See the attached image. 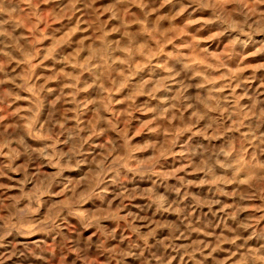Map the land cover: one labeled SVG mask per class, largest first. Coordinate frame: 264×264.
I'll return each mask as SVG.
<instances>
[{
	"label": "clouds",
	"instance_id": "clouds-1",
	"mask_svg": "<svg viewBox=\"0 0 264 264\" xmlns=\"http://www.w3.org/2000/svg\"><path fill=\"white\" fill-rule=\"evenodd\" d=\"M0 264H264V0H0Z\"/></svg>",
	"mask_w": 264,
	"mask_h": 264
},
{
	"label": "rangeland",
	"instance_id": "rangeland-1",
	"mask_svg": "<svg viewBox=\"0 0 264 264\" xmlns=\"http://www.w3.org/2000/svg\"><path fill=\"white\" fill-rule=\"evenodd\" d=\"M38 71H40V70H38Z\"/></svg>",
	"mask_w": 264,
	"mask_h": 264
}]
</instances>
